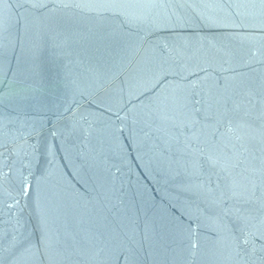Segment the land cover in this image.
<instances>
[{"label": "water", "instance_id": "water-1", "mask_svg": "<svg viewBox=\"0 0 264 264\" xmlns=\"http://www.w3.org/2000/svg\"><path fill=\"white\" fill-rule=\"evenodd\" d=\"M0 264H264V0H0Z\"/></svg>", "mask_w": 264, "mask_h": 264}]
</instances>
